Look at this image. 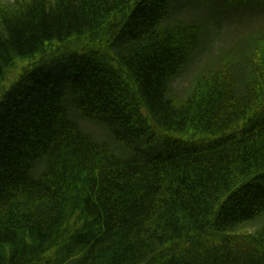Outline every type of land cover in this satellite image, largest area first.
Segmentation results:
<instances>
[{
	"label": "trees",
	"instance_id": "trees-1",
	"mask_svg": "<svg viewBox=\"0 0 264 264\" xmlns=\"http://www.w3.org/2000/svg\"><path fill=\"white\" fill-rule=\"evenodd\" d=\"M264 0H0V264H264Z\"/></svg>",
	"mask_w": 264,
	"mask_h": 264
},
{
	"label": "rangeland",
	"instance_id": "rangeland-1",
	"mask_svg": "<svg viewBox=\"0 0 264 264\" xmlns=\"http://www.w3.org/2000/svg\"><path fill=\"white\" fill-rule=\"evenodd\" d=\"M257 11L251 19H247L248 12L234 11L229 12V17L224 21L222 31V37L233 41L237 37L244 39L250 33L264 32V15Z\"/></svg>",
	"mask_w": 264,
	"mask_h": 264
}]
</instances>
